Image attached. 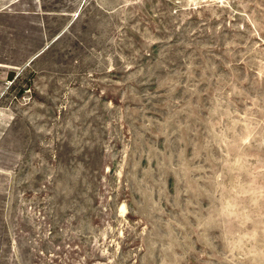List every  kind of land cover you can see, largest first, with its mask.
Returning a JSON list of instances; mask_svg holds the SVG:
<instances>
[{
    "label": "rangeland",
    "instance_id": "obj_1",
    "mask_svg": "<svg viewBox=\"0 0 264 264\" xmlns=\"http://www.w3.org/2000/svg\"><path fill=\"white\" fill-rule=\"evenodd\" d=\"M0 264H264V0H0Z\"/></svg>",
    "mask_w": 264,
    "mask_h": 264
}]
</instances>
